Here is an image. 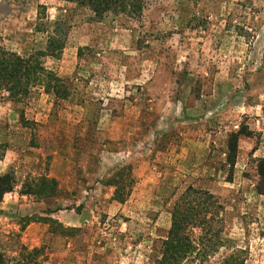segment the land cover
<instances>
[{
	"label": "rangeland",
	"instance_id": "rangeland-1",
	"mask_svg": "<svg viewBox=\"0 0 264 264\" xmlns=\"http://www.w3.org/2000/svg\"><path fill=\"white\" fill-rule=\"evenodd\" d=\"M49 35L64 97L0 86V264H156L186 186L211 196L220 244L179 264H264V0H145L139 19L0 0L1 53Z\"/></svg>",
	"mask_w": 264,
	"mask_h": 264
},
{
	"label": "trees",
	"instance_id": "trees-1",
	"mask_svg": "<svg viewBox=\"0 0 264 264\" xmlns=\"http://www.w3.org/2000/svg\"><path fill=\"white\" fill-rule=\"evenodd\" d=\"M76 6H82L90 10L94 18H100L106 13L123 14L130 18L139 19L145 0H68ZM57 37L49 35L46 39L44 50H36L19 56L13 52H0V86L2 82L11 89L9 93L12 96L19 94L17 91L20 81L28 83L27 85H41L46 93L53 94L54 97H64L63 83L53 73L42 67L40 57L58 55L62 42ZM24 86L25 88L27 87ZM29 88L26 92H28ZM25 92V93H26ZM236 135H230L227 146V156L230 165H233L235 139ZM264 165V162H262ZM260 173H264V168H258ZM119 177L113 179V186L119 182ZM13 176L9 172L0 174V200L2 196L11 191L13 187ZM49 184V185H48ZM43 185H46L44 187ZM48 185V186H47ZM56 182H49L38 178V188L40 196H45V190L54 189ZM46 188V189H45ZM53 192V190L51 191ZM50 192V193H51ZM39 193V192H38ZM49 194V193H48ZM206 191L192 186H186L178 198L173 202L169 209V226L165 231L164 239L160 241L159 259L156 264H179L180 262H192V260H201L209 253L213 244L206 245L212 240L220 244V236L212 230V225L208 223L211 203H206V198H210ZM50 195V194H49ZM193 229H198L195 235ZM223 256L218 264H226V259H232V252ZM233 262V263H232ZM230 264H240L233 259ZM200 264V263H198ZM202 264V263H201Z\"/></svg>",
	"mask_w": 264,
	"mask_h": 264
}]
</instances>
